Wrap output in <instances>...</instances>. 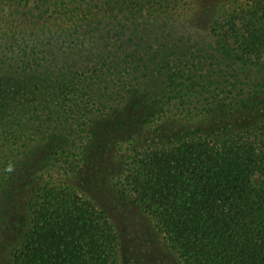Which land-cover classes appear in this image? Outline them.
I'll return each instance as SVG.
<instances>
[{
  "label": "trees",
  "instance_id": "1",
  "mask_svg": "<svg viewBox=\"0 0 264 264\" xmlns=\"http://www.w3.org/2000/svg\"><path fill=\"white\" fill-rule=\"evenodd\" d=\"M93 174L177 264H264V0H0L8 264H124Z\"/></svg>",
  "mask_w": 264,
  "mask_h": 264
},
{
  "label": "rangeland",
  "instance_id": "2",
  "mask_svg": "<svg viewBox=\"0 0 264 264\" xmlns=\"http://www.w3.org/2000/svg\"><path fill=\"white\" fill-rule=\"evenodd\" d=\"M243 126V122L232 125L235 128ZM103 179V175L93 174L83 182L81 189L109 210L119 235L124 264H177L145 215L131 206L113 208L104 190ZM18 220L16 227L0 238V264H8L7 254L18 241L22 218Z\"/></svg>",
  "mask_w": 264,
  "mask_h": 264
}]
</instances>
